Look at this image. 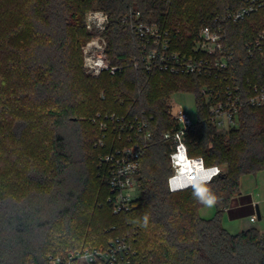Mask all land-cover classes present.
<instances>
[{
    "label": "trees",
    "instance_id": "1",
    "mask_svg": "<svg viewBox=\"0 0 264 264\" xmlns=\"http://www.w3.org/2000/svg\"><path fill=\"white\" fill-rule=\"evenodd\" d=\"M242 6V0H0V264H49L51 255L106 248L128 231L140 264H264V233L251 227L233 235L222 224L225 211L231 219L255 211L249 195L235 198L242 175L264 171V106L245 107L238 128L218 132L200 94L215 80L137 71L130 64L134 37L121 23L130 10H140L143 21L170 32L175 50L186 30L193 41L203 27L221 26L237 53L241 81L264 83V56L249 58L246 51L264 29V9L238 23L223 20ZM90 9L109 15L108 56L123 67L97 80L86 74L81 50L91 37L85 27ZM180 91L195 94L198 111L186 138L188 155L223 172L171 192L173 142L163 134L176 126L167 100ZM142 111L152 140L137 179L141 198L130 213L115 215L99 158L118 135L99 148L91 119L98 112ZM203 198L214 200L210 219L200 216Z\"/></svg>",
    "mask_w": 264,
    "mask_h": 264
},
{
    "label": "built area",
    "instance_id": "2",
    "mask_svg": "<svg viewBox=\"0 0 264 264\" xmlns=\"http://www.w3.org/2000/svg\"><path fill=\"white\" fill-rule=\"evenodd\" d=\"M242 1L243 6L228 11L224 21L238 23L264 9V0ZM109 23V15L103 10L93 9L85 16V27L91 37L83 46L84 67L93 77H100L104 72L114 76L123 68L112 65L108 56L105 32ZM121 23L131 28L136 52L130 64L137 71L189 74L215 80L212 85H204L200 94L208 103V120L218 132H229L238 128L245 107L264 106V83H254L250 79L241 81L237 53L223 27H203L192 48L189 51H181L174 49L170 32L161 29L157 24L143 21L140 10H130L121 18ZM246 51L249 58L264 56V29L246 43ZM101 96L105 98L104 93ZM171 116L176 126L163 134L164 139L173 142L170 153L173 176L168 181L169 190L177 192L188 188L181 186L182 181L176 184L173 182L178 177L181 167L179 158L182 155L188 161L198 162L205 171L214 170L206 183L210 182L223 172L222 167H206L202 158H191L188 155L186 138L195 130L198 122L174 100L171 103ZM91 122L99 130L96 142L99 148H107L110 136L118 135L117 140L111 143L109 152L100 155L99 160L100 165L105 167L109 174V200L113 213L128 214L136 203L132 190L139 189L137 179L141 170L142 155L152 140L150 118L144 111L131 116L98 112ZM117 141L123 142V145H116ZM257 218L254 214L250 220L255 222ZM133 244L134 233L128 231L111 239L106 248L87 247L51 255L49 264H140Z\"/></svg>",
    "mask_w": 264,
    "mask_h": 264
},
{
    "label": "rangeland",
    "instance_id": "3",
    "mask_svg": "<svg viewBox=\"0 0 264 264\" xmlns=\"http://www.w3.org/2000/svg\"><path fill=\"white\" fill-rule=\"evenodd\" d=\"M93 10V9H90ZM88 10L87 12H89ZM87 14V13H86ZM184 39L181 40V42H175V46L177 49L183 50V51H189L192 46L194 45L195 39L193 41H187L186 38L190 36L191 32L186 30L183 32ZM85 45V44H84ZM81 47L82 53H83V46ZM83 67H84V59H83ZM85 69V67H84ZM86 72V70H85ZM86 74H88L86 72ZM89 75V74H88ZM91 76V75H90ZM93 79L97 80L100 77H93ZM175 101L177 104H180L183 106V108L186 110V112L190 115V117L195 121L198 122V111L196 108V98L195 94L193 92H186V91H180L172 95L167 100V112L168 115L173 119L171 116V103L172 101ZM83 119V123L86 124V117L81 118ZM174 120V119H173ZM40 140V139H39ZM30 141V140H29ZM29 144V142H28ZM45 150V149H44ZM240 190L242 193H247L251 195L255 201L254 206L258 205L259 210L262 216V219L258 222V229L261 233H264V171L259 172L258 174H245L242 175L240 178ZM133 196L135 202L141 198V190L140 189H133ZM256 210V207H255ZM256 212V211H255ZM216 214V206L213 203L211 206L205 205L200 209V216L206 219L212 218ZM222 224L223 227L231 234L235 235L240 233L241 231L247 229V224L250 225L249 218L246 219H234L231 220L228 212L225 211L222 216Z\"/></svg>",
    "mask_w": 264,
    "mask_h": 264
},
{
    "label": "bare ground",
    "instance_id": "4",
    "mask_svg": "<svg viewBox=\"0 0 264 264\" xmlns=\"http://www.w3.org/2000/svg\"><path fill=\"white\" fill-rule=\"evenodd\" d=\"M179 162L181 164L179 174L173 182L176 184V182L182 181V187L206 183L214 172V170L205 171L198 162L188 161L184 155L180 156ZM191 175H194V177H191Z\"/></svg>",
    "mask_w": 264,
    "mask_h": 264
},
{
    "label": "crops",
    "instance_id": "5",
    "mask_svg": "<svg viewBox=\"0 0 264 264\" xmlns=\"http://www.w3.org/2000/svg\"><path fill=\"white\" fill-rule=\"evenodd\" d=\"M240 195H238L236 198H235V200H240V197L241 196H243V195H249V194H247V193H242L241 192V190H240ZM250 196V198H251V201H252V205L254 206V204H255V201H254V199H253V197L251 196V195H249ZM257 206L258 205H256L255 207H256V209H257ZM259 207V206H258ZM256 211V210H255ZM254 211V213L252 214V215H254V214H256L257 215V213ZM251 215V216H252ZM251 216H249V217H246V218H249V222H250V225L249 224H247V229H249V228H251V227H256V228H258L259 227V225H258V222L262 219V217H261V219L259 220L258 218H257V221H255V222H252L251 220H250V217ZM258 217V216H257ZM246 218H240V219H246ZM231 219V218H230ZM231 220H234V219H231ZM247 229H245V230H247Z\"/></svg>",
    "mask_w": 264,
    "mask_h": 264
},
{
    "label": "clouds",
    "instance_id": "6",
    "mask_svg": "<svg viewBox=\"0 0 264 264\" xmlns=\"http://www.w3.org/2000/svg\"><path fill=\"white\" fill-rule=\"evenodd\" d=\"M210 178L211 177H209V179ZM200 195L203 197V193H200ZM202 200H203L204 203H206L209 206H211L214 203V200L212 198H207V199L203 198Z\"/></svg>",
    "mask_w": 264,
    "mask_h": 264
},
{
    "label": "water",
    "instance_id": "7",
    "mask_svg": "<svg viewBox=\"0 0 264 264\" xmlns=\"http://www.w3.org/2000/svg\"><path fill=\"white\" fill-rule=\"evenodd\" d=\"M256 213H257L258 219L260 220L262 216H261V213H260V210H259L258 206H257V209H256Z\"/></svg>",
    "mask_w": 264,
    "mask_h": 264
}]
</instances>
